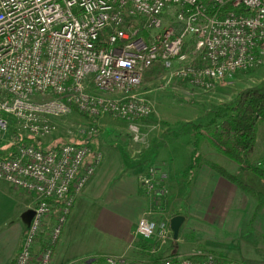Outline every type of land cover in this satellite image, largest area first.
I'll list each match as a JSON object with an SVG mask.
<instances>
[{
    "label": "built area",
    "instance_id": "obj_1",
    "mask_svg": "<svg viewBox=\"0 0 264 264\" xmlns=\"http://www.w3.org/2000/svg\"><path fill=\"white\" fill-rule=\"evenodd\" d=\"M160 61L172 79L210 91L233 74L264 64V0H0V135L9 130L13 150L0 157V181L32 194L33 214L13 264H52L54 248L78 194L95 172L100 153L86 143L42 148L53 117L76 106L90 119L111 115L128 122L144 143L140 121L153 105L131 93ZM93 124V123H92ZM89 135L97 133L96 124ZM23 138L25 140H23ZM9 154V155H8ZM257 166L264 170V160ZM141 185L157 206L168 189L150 166ZM55 200L57 207L48 201ZM48 217L46 246L38 238ZM155 221L142 217L134 235L150 239ZM170 228L159 231L166 244ZM210 250L169 253L159 264H220ZM105 256L80 264H119ZM223 264H235L226 261Z\"/></svg>",
    "mask_w": 264,
    "mask_h": 264
},
{
    "label": "crops",
    "instance_id": "obj_2",
    "mask_svg": "<svg viewBox=\"0 0 264 264\" xmlns=\"http://www.w3.org/2000/svg\"><path fill=\"white\" fill-rule=\"evenodd\" d=\"M209 114L205 123L211 118ZM202 124L204 122L195 124L194 131L199 125L201 129ZM172 126L158 133L148 147L126 137L112 141L102 133L90 142L91 152L85 162H91L96 153H100L101 158L75 199L55 245L52 264H80L87 259L102 261L105 256L132 264H159L169 253H189L183 248L176 251L172 245H162L158 233L150 239L134 235L138 220L146 217L155 221L156 209L162 206L173 211L169 219L183 215L186 227L204 222L209 214L227 238L243 232L244 238L252 239L251 234L248 235L250 230L261 238L264 236V206L250 222L257 202L237 183L222 177L203 162L192 174L186 173L191 162L192 140L186 146L188 157L175 166L171 147L178 142L176 134L170 130ZM150 166L156 168V174L168 189L157 206L141 185V178ZM241 171L251 172L257 180L254 189L264 194V180L249 169ZM34 202L32 194L0 181V264H13L28 227L27 212ZM52 222L53 218L48 217L44 228L48 230Z\"/></svg>",
    "mask_w": 264,
    "mask_h": 264
},
{
    "label": "rangeland",
    "instance_id": "obj_3",
    "mask_svg": "<svg viewBox=\"0 0 264 264\" xmlns=\"http://www.w3.org/2000/svg\"><path fill=\"white\" fill-rule=\"evenodd\" d=\"M263 82L264 64L249 72L233 74L231 84L217 85L210 91L189 88L183 82L173 79L165 84L160 79L149 83L141 82L140 85L131 90V93L148 100L153 105L152 114L140 121V126L143 127L140 130L145 139L144 146L149 145L165 127L170 128L173 125L170 130L176 134L178 143L172 145L171 149L175 154V166L178 167L184 158L188 157L186 146L193 139L195 124L204 122L200 129L204 134L205 126L209 124L218 108H225L240 92L259 88ZM208 114L211 115V118L205 123ZM52 121L54 124L53 131L37 141L41 147L52 148L64 143L90 144L100 133L104 137L108 136L109 140L112 141L116 138L122 139V137L132 139L128 122L111 115L92 120L73 109L64 116L53 117ZM92 123L96 124L97 133L95 135L88 133ZM10 131L9 126L8 132L3 136L0 135V149L9 146ZM197 138L201 140L198 152L203 157L205 156L206 160L221 165L226 171L236 175L241 182L243 181L253 188L256 187L257 180L254 175L251 172L244 173L241 170H248L247 165L249 163L256 165L258 161L264 160V121L258 123L257 142L254 148L245 154V160L242 164H237L222 153L217 152L206 142V139H202V136L197 135ZM156 213L153 219L158 226L157 233L161 229H169V217L173 211L165 210V207L162 206L160 209H156ZM212 219L208 214L204 217V222L191 223L188 227L183 223L177 239H173L170 231L167 235L166 244L162 245H172L176 251L179 248L188 252L197 249L210 250L219 259L225 258L235 264H264V240L260 234L250 230L248 235L251 234L252 239L244 238L243 232L239 236L227 238V234L222 232L219 224L212 222ZM119 264H132V262L125 260Z\"/></svg>",
    "mask_w": 264,
    "mask_h": 264
},
{
    "label": "trees",
    "instance_id": "obj_4",
    "mask_svg": "<svg viewBox=\"0 0 264 264\" xmlns=\"http://www.w3.org/2000/svg\"><path fill=\"white\" fill-rule=\"evenodd\" d=\"M165 71L164 65L160 61H155L144 70L142 82L149 83L154 81L163 75ZM72 109L87 117V115L80 112L76 106H72ZM260 121H264V82L259 88H251L240 92L231 103L225 106V108H218L214 112L209 124L205 126L206 131L204 134L198 129L200 125L196 126V131L192 139L191 162L186 170V173L192 174L196 166L203 162L222 177L237 183L242 190L252 196L257 202V207L251 215L250 222H253L261 207L264 206V194L248 184L241 182L234 174L226 171L221 165L208 161L199 154L198 150L201 140L197 138V135L202 136V139H206L217 152L222 153L229 160L237 164H242L245 160V154L254 148L257 142L258 123ZM23 140L25 139L23 138ZM26 141L33 142L36 146L41 147L37 142L38 140L26 138ZM13 147L14 145L9 144V146L6 147L7 152L12 151ZM57 147L59 146H54V148ZM4 152L3 150L0 151V157L6 155ZM247 168L257 177L264 180V170L261 167L254 163H249ZM48 201L55 205L54 208L57 207L58 203L55 200L49 199ZM48 230L44 227L42 229L38 238L40 247L47 245L45 242V234ZM262 238L264 240V236H262ZM219 260L220 264L229 261L225 258Z\"/></svg>",
    "mask_w": 264,
    "mask_h": 264
},
{
    "label": "water",
    "instance_id": "obj_5",
    "mask_svg": "<svg viewBox=\"0 0 264 264\" xmlns=\"http://www.w3.org/2000/svg\"><path fill=\"white\" fill-rule=\"evenodd\" d=\"M32 214H33V210H31V209L28 210V212H27V220L28 221H30ZM184 219H185L184 216L180 215V214L174 215L170 218L169 228H170V231L172 232L173 239H177L179 229H180L182 223L184 222Z\"/></svg>",
    "mask_w": 264,
    "mask_h": 264
}]
</instances>
